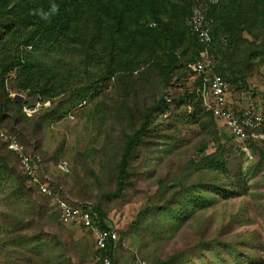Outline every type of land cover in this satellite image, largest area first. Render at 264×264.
Returning <instances> with one entry per match:
<instances>
[{"label": "rangeland", "instance_id": "obj_1", "mask_svg": "<svg viewBox=\"0 0 264 264\" xmlns=\"http://www.w3.org/2000/svg\"><path fill=\"white\" fill-rule=\"evenodd\" d=\"M168 1L186 5L190 2L191 11L197 3V0ZM234 1H219L213 19L209 16L211 26H218L225 13L231 20L236 17ZM191 11L185 19L188 26ZM252 19L258 24L250 28V20L246 18L242 32L238 31L234 37L221 32L223 43L217 42L212 48L200 50H206L215 61L214 70L204 73L203 86L208 90L209 79L216 73L222 74L228 80L229 95L236 107L254 104L264 114V44L260 45L264 43V16L258 17L254 12ZM17 72H12L11 77H15ZM192 73L180 80L175 76L167 85L158 72L151 69L146 72L145 91L138 89V95L132 92L129 98L133 103L143 100L149 105L160 101L163 96L168 101L178 99L193 90L200 73ZM116 82H111L96 95L94 91L89 92L82 101L68 100L67 95L60 96L52 106L59 111L50 112L37 127L35 119L45 114L52 103H42L36 96L28 97L25 91L12 90L9 83L12 97L29 103L23 105L19 118L15 119L12 114L0 118V129L16 135L27 145V151L35 155L40 172L49 180L58 201H66L74 207H93L100 202L102 194L115 188L114 183L111 185L107 176L101 173L104 159L96 152L109 148L120 134L118 129L113 130L114 122L107 109L98 112L97 108L101 104L106 107L114 105L113 99L119 97ZM203 99L209 110L207 91ZM185 103L180 101L172 104L170 111L159 112L163 129L171 131L172 138L166 142L169 150L166 152L164 147H154L146 156L138 157L134 161L137 172L132 176L131 187L125 189L119 198L102 201L109 210V226L118 234L117 264H153L157 258L165 259L178 250L188 249L199 241L204 232L209 239L217 238L223 245L227 244V248L217 249L209 245L203 252L190 254L185 264H222V257L228 260V264H264V139L256 140V144L238 139L216 117L229 175L227 178L220 176L214 182L233 194L213 195L209 191L205 193L206 188H201L200 192L205 197L213 199L210 205L204 207L206 203H202L196 207L191 204L186 209L190 216L178 228L168 226L159 234L151 233L148 228L150 220L144 219L142 224L134 225L145 208L155 205L152 197L158 191L159 178L172 176L181 181V165L190 159L201 160L217 152L214 138L205 135L200 127L187 119L192 107L181 108ZM24 115L30 119L19 122ZM29 141L31 144L36 141L37 146ZM2 144L0 140V147ZM202 147L206 149L204 153L200 150ZM94 149L97 151L93 152ZM4 151L7 153L8 149ZM10 161L15 172L0 179V264H96L95 252L99 249L93 232L77 223H63L57 205H52L39 193L31 196L25 189L30 187L27 179V187L20 183L23 180L21 175L24 176L20 161L14 156ZM105 165L106 168H114V164H108L107 160ZM93 169L99 178L92 174ZM214 178L212 174L198 172L190 174L189 181L211 182ZM96 179H102V183ZM57 181H60V186L55 185ZM84 184L88 188H84ZM37 196L41 201L39 205L47 211L44 216L35 212ZM174 204V211H180L182 205ZM167 221L170 222L169 218L163 217L161 222ZM124 232L126 237L122 239ZM231 244L239 249L237 256L233 248L228 247Z\"/></svg>", "mask_w": 264, "mask_h": 264}, {"label": "trees", "instance_id": "obj_2", "mask_svg": "<svg viewBox=\"0 0 264 264\" xmlns=\"http://www.w3.org/2000/svg\"><path fill=\"white\" fill-rule=\"evenodd\" d=\"M219 3L209 5L208 19L209 16L213 19V12ZM233 3L237 5L236 17L231 20L225 13L218 26L209 27L211 42L202 43L185 22L191 11L190 2L186 5L168 0H0V118L12 114L16 119L23 105L29 103L28 100L12 97L11 89L25 91L28 97L36 96L42 103H52L45 114L35 119L37 127L50 112L59 111L52 106L60 96L67 95L68 100L82 101L89 92L94 91L96 95L102 88L117 81L115 86L119 88V97L113 99L114 105L106 107L101 104L97 107L98 112L107 109L114 122L113 130L120 131L109 148L107 146L98 152L93 150L104 159L101 173L107 176L111 185H115L113 191L102 194L100 202L92 207L101 229H111L109 210L102 201L119 198L125 189L131 187L132 176L137 172L134 161L149 154L154 147H164L166 152L169 150L166 142L172 138L171 131L163 129L159 112L170 111L171 105L180 101L186 102L181 108L192 107L187 119L200 127L205 135L214 138L217 152L201 160L190 159L181 165V181L172 176L159 178L158 191L152 197L155 201L152 204L155 205L145 208L134 225L142 224L144 219L150 220L148 228L151 233L159 234L168 226L178 228L190 216L186 209L191 204L196 207L202 203H206L204 207L210 205L213 199L205 197L200 192L201 188H206L205 193L209 191L213 195L233 194L214 182L220 176L227 178L229 169L214 113L204 105L207 91V87L203 86L204 72L195 79L193 90L178 99L168 101L163 96L160 101L149 105L143 100L133 103L129 98L132 92L138 95V89L145 91L147 71L156 70L167 85L175 76L179 80L186 78L193 74L189 65L199 58L200 50L224 42L221 32L234 37L238 31H243L246 18L250 20V28L258 24L252 19L254 12L258 17L264 16V0H236ZM16 70L17 75L11 77ZM22 119L28 121L30 118L24 115L19 122ZM259 131L264 132V123ZM25 135L29 138L27 133ZM249 142L256 144V141ZM31 145L37 146L36 141ZM7 149V143L3 142L0 147L1 180L15 172L11 156L20 161L13 151L8 149L6 153L4 150ZM200 150L204 153L206 149L202 147ZM106 160L108 164L113 163L114 168H106ZM91 172L99 178L94 169ZM198 172L212 174L215 178L211 182L189 181L190 174ZM21 179V185L27 187V177L21 175ZM96 180L102 183V179ZM55 185L60 186V181ZM83 187L88 188L86 184ZM25 189L31 196L38 193L31 185ZM35 200L41 202L38 196ZM174 203L182 205L180 211H174ZM39 204L35 205V212L44 216L47 211ZM163 217L169 218L170 222L162 223ZM125 237L124 232L122 239ZM223 244L217 238L209 239L204 232L199 241L188 249L178 250L165 259L157 258L153 264H185L190 254L203 252L209 245L217 249L227 248V244ZM228 247H232L234 254L238 255L237 247ZM116 249V241L109 239L105 248L95 252V256L100 257L96 264H104V257H109L111 264H117ZM221 263L228 264V260L222 257Z\"/></svg>", "mask_w": 264, "mask_h": 264}, {"label": "built area", "instance_id": "obj_3", "mask_svg": "<svg viewBox=\"0 0 264 264\" xmlns=\"http://www.w3.org/2000/svg\"><path fill=\"white\" fill-rule=\"evenodd\" d=\"M217 1L197 0L189 18L191 30L202 43H210L212 40L206 9L208 5L215 4ZM189 67L194 72L207 73L213 71L215 61L206 50H203L200 52L199 58L191 63ZM207 84L209 110L213 111L216 118L225 123L233 136L241 140L256 141L264 139V133L259 131L260 126L264 123V114L259 106L252 104L247 107H236L234 102L230 100L229 83L222 75L214 74ZM0 140L7 143L8 149L19 157L21 171L27 177L28 183L35 187L38 193L47 197L52 205H57L56 209L63 223H77L91 230L95 236V244L98 249L105 248L109 239L117 240L118 234L114 229H101L99 227L96 222L97 215L92 206L74 207L66 201L57 200L56 193L51 188L49 180L40 172L35 155L27 151V147L16 135L8 134L0 129ZM103 260L104 264H111L109 257H104Z\"/></svg>", "mask_w": 264, "mask_h": 264}, {"label": "clouds", "instance_id": "obj_4", "mask_svg": "<svg viewBox=\"0 0 264 264\" xmlns=\"http://www.w3.org/2000/svg\"><path fill=\"white\" fill-rule=\"evenodd\" d=\"M219 2V0L217 1V3ZM217 3H215V4H217ZM210 5H214V4H210ZM208 7H209V5H208ZM208 7H207V9H208ZM207 9H206V17H207ZM192 14V13H191ZM208 19V18H207ZM208 22H209V27L211 26V23H210V20L208 19ZM190 27V26H189ZM224 123V122H223Z\"/></svg>", "mask_w": 264, "mask_h": 264}, {"label": "crops", "instance_id": "obj_5", "mask_svg": "<svg viewBox=\"0 0 264 264\" xmlns=\"http://www.w3.org/2000/svg\"><path fill=\"white\" fill-rule=\"evenodd\" d=\"M230 100L233 102V100L230 98Z\"/></svg>", "mask_w": 264, "mask_h": 264}]
</instances>
